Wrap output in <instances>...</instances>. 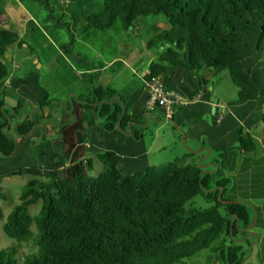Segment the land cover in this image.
Instances as JSON below:
<instances>
[{"label":"trees","instance_id":"obj_1","mask_svg":"<svg viewBox=\"0 0 264 264\" xmlns=\"http://www.w3.org/2000/svg\"><path fill=\"white\" fill-rule=\"evenodd\" d=\"M4 5L5 0H0V15ZM151 15L160 17L169 27L147 44L157 49V60L150 63L144 80L159 76L171 89L169 78L178 74L199 87L203 70H227L241 101L264 98L260 69L248 65L255 52L242 43L237 27L239 19L259 15L264 37V0H104V12L88 20L96 30L118 26L129 29L137 18ZM22 44L17 31L0 26V179L24 174L39 178L22 188L19 202L3 225L8 237L38 246L36 253L24 256L22 264H174L205 249L213 250L223 264H243L251 243L245 239L250 233L246 228L252 221L251 214L245 202L226 205L218 198L223 188L224 199L230 180L218 178L219 171H204L196 163L172 162L124 175L114 155L105 153L99 155L105 170L95 176L89 174L92 162L85 164L81 160L86 151L84 107L93 106L107 134L128 132L130 126L133 136L140 139L142 130L138 123L142 117L129 116L137 95H120L111 104L118 92L96 82L88 95H80L79 102L67 101L68 108H63L72 113L73 119L60 124L62 155L50 150L47 156L46 149L40 150V158L47 156L51 164L39 162L32 168L3 169L1 162L11 156L16 142L18 151L31 130L55 115L58 118L53 100L50 102L43 89L26 107V100L12 106L14 112L4 106L6 91L12 87L15 72L21 69L12 74L13 59L9 53ZM92 75L97 79L98 74ZM177 90L185 93L183 88ZM171 119L175 120L174 116ZM260 119L264 127V112ZM238 142L239 150L246 156L256 154L258 143L252 135L240 133ZM228 151L223 149L222 160L228 157ZM196 196L210 206L187 207ZM5 197L0 185V221L5 217L1 205ZM38 202L42 203L41 209L32 216L29 207ZM227 236L228 242L222 240L221 246H213ZM19 251L13 246L0 250V264H20Z\"/></svg>","mask_w":264,"mask_h":264},{"label":"rangeland","instance_id":"obj_2","mask_svg":"<svg viewBox=\"0 0 264 264\" xmlns=\"http://www.w3.org/2000/svg\"><path fill=\"white\" fill-rule=\"evenodd\" d=\"M8 2L12 1L8 0ZM17 5L19 13L15 15V19L11 21L7 29L17 31L23 39V44L21 47L16 46L15 51L9 53V57L12 59L14 56L16 62L22 64L23 67L17 73L37 74L35 85H39L40 90L43 89L48 93L50 102L53 100L52 106L58 108L63 101L68 104L67 101H71L72 95L76 93H82V96L88 95L94 89L97 79L102 82V76L99 74L96 79L94 75H85L82 79L79 70L85 69V67L100 68L105 62L114 58L117 59L109 71L114 74L112 86L117 87L118 96H132L131 94L141 88L143 83L141 77L149 69V57L157 55V49L149 48L147 44L154 34L162 30L153 23V19L160 17L155 15L139 17L134 21V26H130L129 29L118 26L106 30H96L89 26L91 22L88 17L104 12V0H18ZM18 17L20 21H17ZM260 17L256 15L254 18L249 15L246 19H239L237 27L242 43L247 44L249 49L255 52V56L248 60V65H252L253 69H260L259 76L264 80V37L261 36L263 21ZM2 21L4 20L1 18L0 24ZM28 21L30 22L28 23ZM121 71V75H118ZM212 71L214 70L212 69ZM207 78L216 85L215 92H212L216 95L217 99L215 100L227 102L231 96L238 97L237 87L231 81L227 70L215 72V76L207 73ZM90 98L93 96L90 95ZM263 100L264 98H260L258 104ZM6 104H15V102L11 101ZM6 108L10 112H14L12 106ZM62 115L68 117L69 121L73 119L68 110H64ZM153 117L149 124L146 118L142 117L141 121L144 123H140L141 126H139L147 149L155 138V142L144 160L146 163L148 162L149 166L162 167L172 162H178L181 165L191 161L200 162L199 158L195 160L194 156L190 158L185 156V152L192 151L191 148L196 147L195 139L194 141L186 139L184 143V136L181 135L182 131L178 129L177 122L169 121L159 107L153 111ZM57 119L56 115L53 116L54 122L52 123H56ZM52 120L42 122V125L35 131L33 129L30 136L24 139L18 151L16 148L10 157H5V160L1 162L2 168L17 170L36 167L39 162L45 165L51 164L45 158L47 156L40 158V150L47 149L49 144H55L60 138L61 129L50 125L51 122L46 125ZM86 120L89 124L92 123L90 139L94 136L98 139L97 128L101 126L100 123H103V120L100 116H95L93 109L90 117ZM184 130L189 132V125L184 126ZM245 130L244 127L242 132ZM102 132L106 133L104 130ZM239 133V128L231 130V134L234 136ZM204 140L209 143L208 137H205ZM227 144L225 148L229 151L228 159L224 161V166L227 169L225 171L229 175L235 173V180L226 189L224 199L241 200L247 204L252 218L250 233L247 235L251 242L248 245L246 256L247 264H264V159L258 158L264 151L257 152L258 157L254 160L250 158L245 160L240 156L242 151L238 149V142L233 143L228 140ZM61 151L62 148L59 152ZM205 155L210 159L219 160V152L211 150L210 147H207ZM95 161V167L91 170L88 168L89 174L93 176L105 168L100 161L96 159ZM219 162H222V159ZM40 167L43 171V166L40 165ZM217 167L215 164L213 168L217 169ZM134 168L133 173L146 169L143 163L139 165V168ZM220 175L223 174L220 173ZM34 178L38 177L24 174L5 175L0 179V185L6 195L5 199L1 201L5 217L0 221V250L10 246L20 248L18 253L20 264H22L25 255L36 253L38 246L34 242L19 243L8 237L3 230V225L13 206L19 202L22 188ZM236 197L244 199H234ZM41 205L42 203L38 202L30 206L29 213L32 216L37 215ZM189 206L206 208L210 204L201 196H196L188 202L187 207ZM32 229L34 232L37 231L35 225ZM222 240L228 242L229 237L216 241L213 246H221ZM214 256L216 257L215 252L205 249L174 264H223L216 262L217 258Z\"/></svg>","mask_w":264,"mask_h":264},{"label":"crops","instance_id":"obj_3","mask_svg":"<svg viewBox=\"0 0 264 264\" xmlns=\"http://www.w3.org/2000/svg\"><path fill=\"white\" fill-rule=\"evenodd\" d=\"M11 1L12 2L9 3L8 0H5L4 13L0 15L2 20H4L2 21V24H0V26L4 28H7L10 25L11 21L15 19V15L19 13V7L17 5L18 0H11ZM17 21H20L19 17ZM29 22L30 21H28V23ZM153 23L162 30H165L169 27L167 24H165L163 21L159 19H153ZM160 32L154 35H157ZM116 59L117 58H114L112 60L105 62V64L100 68H96V67L93 68L85 67V69L81 68V70H79V73L82 75V79H84L85 75L88 76L94 73L98 75L101 74L102 82H100L98 79L97 82L103 85H110L118 92L117 87L112 86L114 74H112L111 71H109L114 66ZM156 60H157V55L149 57L150 63ZM127 65L129 66V64ZM215 72L212 71V69L203 70L200 73L202 84L199 87H196L190 81L185 80L183 76L181 75L178 76V74H174L170 76L169 85L170 87H172L171 89L174 90H177V88L178 89L183 88L185 90L184 94H186L187 97L189 98L190 95H193L194 98H198L197 102L195 103H191L189 105H184L177 108V110L173 115L175 119L174 121H176L177 124L181 126L182 131L187 135L186 137L187 141L190 139H193V141L194 139L196 140V147L191 148L193 152L192 151L185 152V156L187 158L194 156L193 158L195 160L196 158L201 159L202 157H205V159L201 162L203 165H207L204 170L212 173H216L217 171H219L218 178L220 179L229 178L230 180L229 182H227V187H226L227 189L229 185H231V183L235 180L234 178L235 173L229 175L225 171L227 169L225 167H222V165H224V161L227 160L228 157L222 160V162L219 161L221 160L223 149L224 150L227 149L225 148L226 145H228L227 141L231 140L233 143L238 142L239 135L237 136L232 135L231 130L233 128H239L240 133L252 135L258 143L256 153L262 150L264 151V127H263V122L260 119V114L264 112V100L262 101V103L259 104H258V100L241 101L238 96V88H237V96H238L237 98L231 96L227 100V102H224V100L221 101L219 99L215 100L217 99L215 97L216 95H214L212 92H215L216 85L211 83V79L207 78V73H210L212 76H215ZM121 73L122 71L119 72L118 75H121ZM147 73H149V69L146 72V74ZM31 74H20V72L18 73L17 71L15 72L12 81V87L6 91V100L4 105L5 107L15 106L18 102H24L25 100H26L25 102V107H26L30 105L28 102L30 101V99L32 100L41 95L39 85H35L37 76ZM146 74H144L142 77L140 76L143 82L141 88H139L134 94H131V95H137V97L131 104L132 111L129 114L130 117L141 116L144 118L145 117L144 114H147L148 112H152L153 114L154 110H149L147 107L149 96L144 82V76ZM80 95H82V93L73 94L70 102H72V99H74L75 101L77 99L80 100L79 98ZM11 101H14L15 104H10V105L6 104ZM221 102L226 104L225 108L219 107V104ZM61 104L62 105L60 107L58 108L55 107L58 115V119L56 123H52L54 122L52 120L46 124L48 125L51 122L50 125L57 127L59 130L61 129L60 126L61 123H63L64 121H69L67 120L68 117H63L62 115L63 108L66 107L67 109L68 104H65L64 101ZM214 106L217 107V111L215 114L216 121L214 122L213 120H211L210 122L208 117H210L212 113V108ZM92 109L94 110L93 106L91 108L84 107L83 109V114L85 116L84 134L86 135L84 141V147L86 151L81 158V160H83L85 163H88L87 162L88 160L92 162L91 165L89 166L90 170L95 167V163H96L95 159L100 161L105 166V164L101 161L99 157L100 154H105V153H111L112 155H114V157L117 160L118 168L120 172L124 175L133 174L132 170L135 169L134 167L139 168V165L141 163H143L145 168L149 166L148 162L146 163V161L144 160H146L148 152L150 151L151 147L155 142V138L153 139L151 146L147 149L146 146L144 145L145 139L143 133H141L140 139H137L133 136V133H131L132 131L130 130L129 128L130 126H129L127 129L128 132H124L123 130H121V134L119 133L107 134L102 132L103 131L102 123H100L101 126L97 128L98 139L95 136L92 139H90V135H91L90 131H91L92 123L89 124L88 123L89 119L86 120V118L90 117V113ZM143 109L146 111L144 114L141 111ZM95 116H97L96 112H95ZM142 122L144 123V121H141L138 124L140 125V123ZM41 125L42 124H40L39 126ZM187 125H189L190 127L189 132L184 130V126ZM38 127L33 131L37 130ZM244 127L246 130L245 132H242V129H244ZM205 137L209 138V143H207L204 140ZM207 147H210L211 150H216L217 153L219 152V156H218L219 160L210 159L205 155V151H207ZM61 148L62 151L59 152ZM46 150L45 151L47 152V156L50 155L49 153L50 150L54 151L56 155L63 154L64 145H63V136L61 132L58 141H56L55 144L53 145L49 144ZM189 153H191L192 155H190ZM240 156L242 157V159L245 160L246 158L249 157L246 156L244 152L240 153ZM257 157L258 155L256 154L254 157H249V158L254 160ZM258 158H261L263 160L264 152H261V155ZM191 162L185 165L194 164V163L199 165L200 163V162L198 163V161L197 162L191 161ZM213 163H215L218 166L217 169L215 168L216 171L213 168L215 167ZM209 167H212L213 169ZM220 173H222L223 175H220ZM234 199H244V198L236 197ZM214 258L216 257L214 256ZM217 261L218 260L216 259V262Z\"/></svg>","mask_w":264,"mask_h":264},{"label":"built area","instance_id":"obj_4","mask_svg":"<svg viewBox=\"0 0 264 264\" xmlns=\"http://www.w3.org/2000/svg\"><path fill=\"white\" fill-rule=\"evenodd\" d=\"M10 51L13 50V47L10 46ZM13 67L12 74L22 68V64L16 62L15 57L12 58ZM11 74V75H12ZM10 77L7 80L6 84L9 83ZM145 87L149 95V99L147 102V107L149 110H154L159 107L164 113L166 118H172L177 108L196 102L198 98H189L178 90L168 89L166 88L163 80L159 76H152L147 80H144ZM219 107L225 108L226 104L221 102ZM70 164V162H68Z\"/></svg>","mask_w":264,"mask_h":264},{"label":"water","instance_id":"obj_5","mask_svg":"<svg viewBox=\"0 0 264 264\" xmlns=\"http://www.w3.org/2000/svg\"><path fill=\"white\" fill-rule=\"evenodd\" d=\"M115 99H120V97L119 96H115L114 97V99L113 100H115ZM113 100L111 101V104L113 103ZM77 102H79V99H77ZM216 111H217V107L216 106H214L213 108H212V113H211V115H210V117H208V119L210 120V122H211V120H213L214 122L216 121V118H215V114H216ZM144 116H145V118H146V121L148 122V124L150 123V121L154 118L153 117V114H152V112H148L147 114H144ZM168 119V118H167ZM11 121V120H10ZM169 121H173V120H171V118H169ZM177 127H178V129L179 130H181L182 131V128H181V126H179L178 124H177ZM32 131V130H31ZM132 133V132H131ZM182 134H183V136H184V143H185V141H186V134L182 131ZM17 145H18V143L16 142V148H17ZM16 150V149H15ZM14 150V151H15ZM2 155H4V153L2 152L1 153ZM205 159V157H202L201 158V160H200V163H199V167H202L203 168V170L206 168V166L207 165H203L201 162L203 161ZM214 165H215V163H213ZM205 171V170H204ZM223 197V188H221L220 189V193H219V195H218V198L221 200V202H223L224 204H226V205H229V204H234V203H243V202H245V201H241V200H226V199H223L222 198ZM233 217H231V219H232ZM233 222H232V226H233ZM252 225H249L248 226V228H246V229H249L250 227H251ZM246 229H244V230H246ZM248 237H245V239H247ZM244 239V240H245ZM243 241V240H242ZM251 246V245H250ZM250 249H251V247H250ZM246 260V259H245ZM245 260L243 261V264H245Z\"/></svg>","mask_w":264,"mask_h":264},{"label":"flooded vegetation","instance_id":"obj_6","mask_svg":"<svg viewBox=\"0 0 264 264\" xmlns=\"http://www.w3.org/2000/svg\"><path fill=\"white\" fill-rule=\"evenodd\" d=\"M245 259H246V258H245ZM247 262H248V261H247V260H245V264H247Z\"/></svg>","mask_w":264,"mask_h":264},{"label":"clouds","instance_id":"obj_7","mask_svg":"<svg viewBox=\"0 0 264 264\" xmlns=\"http://www.w3.org/2000/svg\"><path fill=\"white\" fill-rule=\"evenodd\" d=\"M68 162H70V161H68Z\"/></svg>","mask_w":264,"mask_h":264}]
</instances>
